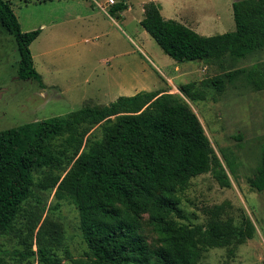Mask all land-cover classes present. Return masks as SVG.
<instances>
[{"label":"trees","instance_id":"1","mask_svg":"<svg viewBox=\"0 0 264 264\" xmlns=\"http://www.w3.org/2000/svg\"><path fill=\"white\" fill-rule=\"evenodd\" d=\"M128 7L120 0L111 12ZM141 24L159 46L177 61L209 63L226 56L243 59L264 49V0L233 3L236 29L206 36L167 20L154 1L144 6ZM0 24L14 34L20 53V78L42 77L30 49L41 29L23 31L11 0H0ZM245 69L229 71L206 81L222 89ZM257 90L264 89V71L246 74ZM188 98L205 96L198 83L180 85ZM101 127L103 137H88ZM212 171L222 186L230 179L198 116L179 95L140 91L106 105H87L0 131V236L9 233L25 202L42 203L38 192L55 191V199L70 201L78 210L80 229L88 246L86 257L68 264H189L210 246L236 248L253 235L250 223L239 227L230 220L211 218L191 226L175 199L188 180ZM264 191V149L257 176L250 181ZM160 228L150 242L143 216ZM238 248V247H237ZM236 248V249H237ZM39 256L40 264L60 259L40 245L23 256Z\"/></svg>","mask_w":264,"mask_h":264},{"label":"rangeland","instance_id":"2","mask_svg":"<svg viewBox=\"0 0 264 264\" xmlns=\"http://www.w3.org/2000/svg\"><path fill=\"white\" fill-rule=\"evenodd\" d=\"M11 1L23 31L41 29L30 49L44 84L19 77L16 38L0 24V131L87 105H106L143 90L179 95L198 116L230 185L222 186L212 171L191 178L175 196L187 219L174 218L191 226L218 218L253 228V235L237 249L229 244L210 246L189 264H264V191L250 184L264 149V89L257 90L246 78L249 72L264 71V49L243 59L180 62L140 24L145 4L154 1L166 17L200 34L234 31L237 0H128V8L113 16L100 7L107 0ZM237 69L247 72L226 79L222 89L206 83ZM189 82L198 83L205 96L186 97L180 85ZM91 133L103 137L99 126L87 140ZM38 195L43 202H25L12 230L0 236V264H40L37 254L22 255L37 252L40 245L48 246L60 264H68L70 255L86 257L77 208L68 200L58 204L54 190ZM143 227L150 242L161 236L146 214Z\"/></svg>","mask_w":264,"mask_h":264},{"label":"crops","instance_id":"3","mask_svg":"<svg viewBox=\"0 0 264 264\" xmlns=\"http://www.w3.org/2000/svg\"><path fill=\"white\" fill-rule=\"evenodd\" d=\"M116 3H117V0H116ZM116 3H114V4H110V3H109V0H107L105 5H104V4H100V3H99V4H100L101 9L107 13L108 11L111 12V8H112ZM127 3H128V0H127ZM155 3H156L157 6L159 7V9H160L161 14L163 15V17H164L165 19H167V20H172V18H168V17H166V16L163 14L161 4H160V3H157V2H155ZM127 5H128V4H127ZM108 7H109L110 9H108ZM127 8H128V7H127ZM127 8H126V9H127ZM126 9H125V10H126ZM123 11H124V10H123ZM123 11H121V12H123ZM144 12H145V10H144ZM116 13H120V12H116ZM116 13H112V12H111L112 16H113L114 14H116ZM144 18H145V15H144ZM144 18H143V19H144ZM143 19H142V20H143ZM142 20L140 21V24H141ZM44 26H45V24H44ZM141 26H142V24H141ZM142 27H143V26H142ZM143 28H144V27H143ZM144 29H145V28H144ZM145 30H146V29H145ZM40 34H41V33H40ZM40 34H39V35H40ZM213 35H214V34H213ZM206 36H210V35H206ZM38 37H39V36H38ZM38 37H37V38H38ZM37 38H36V39H37ZM36 39H35V40H36ZM35 40H34V41H35ZM34 41H33V42H34ZM33 42H32V43H33ZM169 56H170V55H169ZM170 57H171V56H170Z\"/></svg>","mask_w":264,"mask_h":264},{"label":"built area","instance_id":"4","mask_svg":"<svg viewBox=\"0 0 264 264\" xmlns=\"http://www.w3.org/2000/svg\"><path fill=\"white\" fill-rule=\"evenodd\" d=\"M109 3L114 4V3H116V0H109Z\"/></svg>","mask_w":264,"mask_h":264}]
</instances>
